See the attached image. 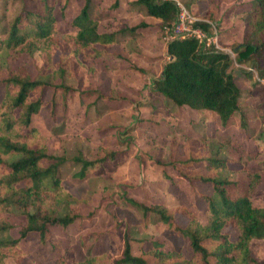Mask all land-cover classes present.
Returning <instances> with one entry per match:
<instances>
[{
  "label": "rangeland",
  "instance_id": "1",
  "mask_svg": "<svg viewBox=\"0 0 264 264\" xmlns=\"http://www.w3.org/2000/svg\"><path fill=\"white\" fill-rule=\"evenodd\" d=\"M23 1L0 0V28L14 18ZM180 1L200 20L209 22L207 14L213 16L210 32L216 34L220 48L232 53L230 70L241 91L239 110L223 126L210 110L177 106L156 93L152 82L168 59L160 20L136 0H90L88 16L96 21L97 31L114 34V43L104 53L79 54L82 66L62 81L70 90L58 88L53 102L32 117L48 152L61 158L57 175L80 201L82 217L64 227H50L43 242L34 235L23 240L18 245L22 257L7 258V264H56L58 259L70 264L100 250L116 258L125 232L135 254L139 253L135 240L140 239H158L164 248L188 254L186 242L163 234L152 219L144 224L140 211L122 196L145 204L181 203L204 220L200 194L211 188L190 183L183 175L206 171V165L194 162L198 156L225 160L226 166L208 173L238 180L244 191L252 181V204H264V77H258L248 62H236L233 51L244 40L250 0ZM83 3L55 1L56 39L76 32L72 18ZM35 63L39 64L36 56L23 55L11 68L23 67L34 76ZM51 93L45 90L46 100ZM3 96L0 84V100ZM106 152H113V158L93 161ZM82 161L94 164L78 176ZM174 218L181 226L187 221L181 213ZM250 249L254 259L264 260V239L252 238Z\"/></svg>",
  "mask_w": 264,
  "mask_h": 264
},
{
  "label": "trees",
  "instance_id": "2",
  "mask_svg": "<svg viewBox=\"0 0 264 264\" xmlns=\"http://www.w3.org/2000/svg\"><path fill=\"white\" fill-rule=\"evenodd\" d=\"M55 1L24 0L14 18L0 28V84L4 86L0 100V264H7L6 259L11 257L20 260L18 245L23 240L34 235L43 242L50 227H64L82 217L78 210L80 201L63 187L57 175L61 158L48 152L44 137L32 125V117L53 102L58 88L70 90L62 81L82 66L78 55L104 53L114 43V34L97 31L96 21L88 16L90 0H84L79 13L72 18L76 32L56 39ZM136 3L148 15L160 19L162 30L169 29L178 15L173 0H136ZM207 18L209 22L201 20L193 25L211 33L210 21L214 18L211 14ZM244 21V40L233 48L235 61L248 62L262 78L264 0L247 3ZM166 53L168 59L152 82L153 90L177 106L210 110L225 126L239 110L241 92L231 74L229 54L205 48L195 38L169 41ZM23 55L38 58L34 76L23 67L11 68ZM46 89L52 91L48 100L44 96ZM113 155L106 152L105 157L93 161L100 162ZM93 161H82L78 176H83ZM195 161L206 165V171L183 175L190 183L211 188L210 193L200 194L204 220L181 203L145 204L122 196L140 211L144 224L152 219L163 234L178 236L186 242L188 254L166 249L158 239L135 240L139 247V253L135 254L125 232L119 257L113 258L100 250L70 264H264V260L254 259L250 249L252 238L264 239V204H252V181L245 191L241 190L238 180L208 173L226 166L225 160L198 156ZM175 213L187 218L184 225L175 221ZM56 264L65 263L58 259Z\"/></svg>",
  "mask_w": 264,
  "mask_h": 264
},
{
  "label": "built area",
  "instance_id": "3",
  "mask_svg": "<svg viewBox=\"0 0 264 264\" xmlns=\"http://www.w3.org/2000/svg\"><path fill=\"white\" fill-rule=\"evenodd\" d=\"M178 6V15L173 25L166 30L164 38L169 42L175 38H195L198 39L205 48L224 51L232 56L231 52L223 50L217 45L216 34L207 33L200 27L194 26L196 21L200 19L194 17L186 6L180 0H173Z\"/></svg>",
  "mask_w": 264,
  "mask_h": 264
},
{
  "label": "crops",
  "instance_id": "4",
  "mask_svg": "<svg viewBox=\"0 0 264 264\" xmlns=\"http://www.w3.org/2000/svg\"><path fill=\"white\" fill-rule=\"evenodd\" d=\"M156 18V17H155ZM160 20V19H159Z\"/></svg>",
  "mask_w": 264,
  "mask_h": 264
}]
</instances>
